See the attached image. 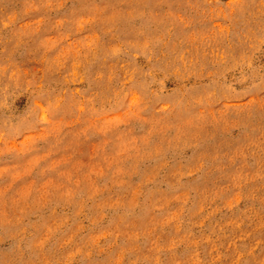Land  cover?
Segmentation results:
<instances>
[{
  "label": "rangeland",
  "instance_id": "rangeland-1",
  "mask_svg": "<svg viewBox=\"0 0 264 264\" xmlns=\"http://www.w3.org/2000/svg\"><path fill=\"white\" fill-rule=\"evenodd\" d=\"M0 264H264V0H0Z\"/></svg>",
  "mask_w": 264,
  "mask_h": 264
}]
</instances>
